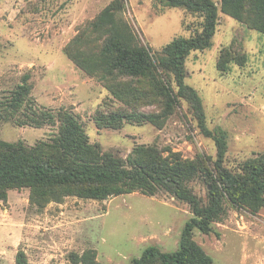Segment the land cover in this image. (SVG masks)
Returning <instances> with one entry per match:
<instances>
[{"label":"rangeland","instance_id":"374dc122","mask_svg":"<svg viewBox=\"0 0 264 264\" xmlns=\"http://www.w3.org/2000/svg\"><path fill=\"white\" fill-rule=\"evenodd\" d=\"M211 1L218 8L216 31L209 48L185 59L184 83L201 100L207 130L225 134L222 167L236 174L264 157V33L250 25V8L237 20L221 11L220 0ZM109 6L133 44L152 53L202 32V13L161 0H0V102L28 74L30 100L53 116L41 128L0 118V140L29 149L49 145L72 121L101 156L128 162L144 149L168 163H194L200 173L186 186L205 206L215 141L202 134L186 98L168 109L166 94L177 93L169 71L134 78L110 67L103 52L108 33L95 27ZM116 113L161 118L97 126L98 117ZM191 218V206L162 188L154 196L135 191L99 201L66 194L45 202L32 201L30 189H9L0 200V264H16L18 253L28 264H81L73 257L87 252L97 263L129 264L150 246L176 251ZM192 239L213 264H264V206L252 211L225 200L210 232L195 230Z\"/></svg>","mask_w":264,"mask_h":264},{"label":"trees","instance_id":"16d2710c","mask_svg":"<svg viewBox=\"0 0 264 264\" xmlns=\"http://www.w3.org/2000/svg\"><path fill=\"white\" fill-rule=\"evenodd\" d=\"M169 8H183L202 13V32L190 38H177L166 44L159 52L137 48L128 33L114 21L112 7H107L98 17L96 30L107 31L108 38L103 50L110 67L130 77H144L152 69L169 71L177 85V93L167 95L168 109L174 101L186 98L194 112L199 128L206 137L215 141L217 159L208 178L210 190L208 204L201 201L186 186L200 173L194 163L163 160L155 150L138 149L128 162L101 156L97 146H91L83 130L72 121L63 124L59 135L51 144H39L27 148L21 143L0 140V200L6 201L9 189H30L31 200L45 202L60 195H76L85 199L105 200L111 196L138 191L145 196L156 195L157 189L168 190L176 199L187 202L193 218L184 226L179 248L162 252L155 246L146 248L139 258L129 264H213L212 259L193 239V231L208 234L211 224L222 212L225 200L236 206L258 211L264 206V157L244 163L242 173L233 174L222 167L226 153V136L223 132H210L205 127L202 103L196 91L184 83V62L191 51L211 46L216 31L218 8L211 0H161ZM221 11L237 20L245 19L250 8L252 27L264 33V0H220ZM110 29V30H109ZM109 30V32H108ZM29 75L0 102V118L11 120L19 127L41 128L53 123L52 114L41 111L30 100ZM161 116L116 113L97 119L99 128L119 126L126 123H158ZM81 264L96 262L93 252L81 258ZM16 264H28L23 253H18Z\"/></svg>","mask_w":264,"mask_h":264}]
</instances>
